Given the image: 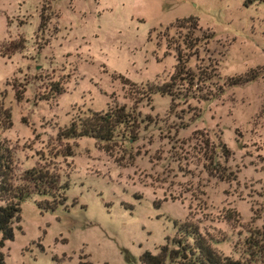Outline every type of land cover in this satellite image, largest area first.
Here are the masks:
<instances>
[{
    "label": "rangeland",
    "instance_id": "obj_1",
    "mask_svg": "<svg viewBox=\"0 0 264 264\" xmlns=\"http://www.w3.org/2000/svg\"><path fill=\"white\" fill-rule=\"evenodd\" d=\"M189 17L196 29L177 23ZM2 45L12 182L40 165L67 186L52 211L37 208L48 196L22 199L4 264H139L186 221L238 259L247 232L264 227V3L0 0ZM177 53L187 76L153 93ZM114 107L132 119L110 142L57 138Z\"/></svg>",
    "mask_w": 264,
    "mask_h": 264
},
{
    "label": "trees",
    "instance_id": "obj_2",
    "mask_svg": "<svg viewBox=\"0 0 264 264\" xmlns=\"http://www.w3.org/2000/svg\"><path fill=\"white\" fill-rule=\"evenodd\" d=\"M247 4L252 2H262L264 0H244ZM45 17L39 16V25H44ZM180 27L196 29L197 23L194 18L178 20ZM189 26V27H188ZM9 47V46H8ZM7 48L1 46V54ZM185 61L181 54L177 53L176 63L169 83L161 87H155L153 93L161 95H171V90L178 80L187 76ZM55 94L60 93V89L54 90ZM132 117L124 112L123 107H114L100 114L90 112L69 123L68 127L58 131L57 138H77L88 137L104 144L113 138L114 130L119 126H125L131 121ZM9 111L0 105V126L10 127ZM207 151V145H204ZM207 168L208 171L219 173L221 169L218 157L222 155L214 151L209 146ZM60 155L64 158L72 156L71 148L65 145ZM13 163L11 151L6 142L0 140V264H4L2 249L6 241L12 239V224L20 220V203L29 194L45 195L51 198V202L38 204L37 208L52 211L56 206L62 205L65 200L64 190L66 183H59V177L48 168L36 165L35 167L23 171L19 178L18 185L13 184ZM212 238L206 233H200L196 224L186 221L177 227L174 238L158 247L156 254L147 251L143 252L139 258V264H264V227L253 228L247 232L243 238L241 252L238 259L223 256L213 246ZM59 264V263H55Z\"/></svg>",
    "mask_w": 264,
    "mask_h": 264
}]
</instances>
